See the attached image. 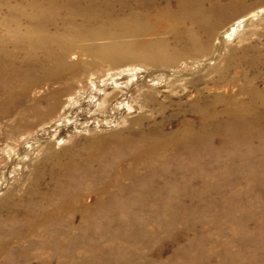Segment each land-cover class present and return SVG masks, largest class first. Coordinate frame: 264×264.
Instances as JSON below:
<instances>
[{
    "label": "rangeland",
    "instance_id": "1",
    "mask_svg": "<svg viewBox=\"0 0 264 264\" xmlns=\"http://www.w3.org/2000/svg\"><path fill=\"white\" fill-rule=\"evenodd\" d=\"M174 1L158 0V5L177 12V5H167ZM210 1L216 0L203 4L211 22L222 20L210 39V21L204 27L186 24L202 37L203 44H194L195 49L168 34L167 53L158 59L140 54L122 64L80 68L66 73L67 83L51 74L61 69L55 59L60 50L45 52L44 45L36 46L34 55L41 68L28 75L31 86L19 96L18 104L1 103V122L6 128L13 117L22 122L19 116L26 115L28 106L51 111H44L48 115L37 118L34 126L58 121L47 131L53 136L36 149L26 170L4 184L0 206L29 184L34 168L51 177L52 170L46 171L44 165L51 167L52 156L69 159L84 149H98L102 156L76 172L81 180L62 185L63 198L80 193L82 214L70 223L57 224V231L42 240L45 248L40 240L30 248L27 226L16 231L11 225H0L1 240L9 242L0 264H264V119L219 115L202 121L206 103L213 102L217 110L234 99H250L251 93L242 86L264 95V56L252 67L251 53L244 50L254 41L264 46V0ZM9 7L0 0V46L4 48L0 58L5 59L14 43H24L27 30L35 28L23 20H8ZM192 9L187 4L183 14L193 16L188 12ZM245 15L249 23L237 24ZM172 22L168 19L165 24ZM54 26L58 32L65 29L61 21ZM232 26L236 30L230 31ZM220 35H225L224 43L217 42ZM65 59L70 63L92 60L79 49H71ZM237 59L241 60L238 66ZM28 68L26 72H31ZM38 79L40 85L33 83ZM99 88L110 92L107 99L102 93L104 99L96 100ZM15 89L21 91L19 83ZM187 123L195 131L190 145L180 142L155 164L142 161L133 176L142 177L141 182L127 178L122 191L110 183L108 163L115 164L120 157H107L110 151L122 153L117 144L121 137L136 140L142 135L173 134ZM204 123L210 130L209 135L205 132L208 138L200 131ZM44 182L46 188L63 183L51 178Z\"/></svg>",
    "mask_w": 264,
    "mask_h": 264
},
{
    "label": "bare ground",
    "instance_id": "2",
    "mask_svg": "<svg viewBox=\"0 0 264 264\" xmlns=\"http://www.w3.org/2000/svg\"><path fill=\"white\" fill-rule=\"evenodd\" d=\"M13 1L2 0L4 5L10 6L11 14L8 20H23L28 22V26L35 28L27 30L24 35V43H14L12 53L7 52L8 58H0V141L6 136L9 138L5 140L4 144L0 142V190L5 183H9V178L26 170L25 168L36 149H39L44 139L53 136V132L48 134L47 131L54 125V122L58 121L55 119L42 123L40 126H34L33 122L37 118L43 119L51 111L28 106L25 110L26 115L19 116L23 119L22 122H19L18 117H13L7 128L1 122L3 109L1 103L9 106L18 104L19 96L26 95L31 86L28 75L37 73L41 68L38 56L34 55L37 45H44L45 52L60 50V53H63L62 56L59 53V56L55 57L61 63V69H57L59 71L55 70L51 74L52 78L62 79L61 83H67L70 81L64 79L66 73L80 68L102 63L122 64L138 58L140 54L158 59L167 53L168 34L175 42L184 43L187 48L195 49L194 44H203L202 37L194 35V29L191 27L185 28L186 24H192L195 28L200 25L204 27L208 21L211 22L209 10H205L203 4L205 0H177L167 4L177 5V12H169L166 8L163 10L162 6L158 5V0H15V3H19L17 7H13ZM218 1H210V3L218 4ZM187 4H191L193 7L188 11L192 12L193 16L191 17L183 14ZM259 12L260 10L255 12L256 16ZM247 15L243 16L237 24L249 23ZM249 18L253 17L249 16ZM168 19L173 20L170 26L165 24ZM221 20L210 23L208 39L214 34V30ZM60 21L65 23V29L58 32V29H53V27ZM183 30L185 31L181 34ZM229 30L234 31L236 27L232 26ZM224 32L228 33V31ZM104 40L106 41L103 42ZM223 40L225 41V35L218 36L217 42L224 43ZM71 49H79L92 60L67 62L65 58ZM244 50L251 53L252 58L248 62L252 67L256 66L264 56V46H258L256 41L247 45ZM1 51H4V48L0 46ZM156 52L159 55H156ZM73 55H77V53ZM26 61L28 64H25ZM240 62L241 60L237 59L234 64L238 66ZM28 66V69L32 70L31 72H26ZM16 83H19L20 92L15 89ZM33 83L40 85L41 80L38 79ZM242 87L251 93L250 99L237 98L228 105L226 102L221 109L217 110L212 107L213 102L206 103L204 105L206 116L202 121L219 115H226L230 119H243L246 116H252L257 120L264 119V95L262 92L253 87ZM101 89L105 88L98 89L96 100L104 99L101 98V94L105 92H101ZM109 93H105L106 99ZM100 104L101 102H98L95 106L98 108ZM60 121L59 125L63 126L64 118L60 117ZM207 130V125L204 123L200 131L208 133L210 130ZM207 133H205V138H208ZM193 136H195L194 128L187 123L182 129L174 131L173 134L156 135V137L150 136V134L149 137L142 135L136 140H131L127 135L121 137L117 144L122 150V155L110 151L111 157H107L109 160L120 157L115 161V164L108 163L112 167L110 183L118 185L119 191H122L123 183L127 178L130 180L139 179L141 182L142 177L133 178V176L140 170L142 161L155 164L165 157L163 154L166 151L176 147L180 142L190 145ZM131 153L132 155H129ZM101 156L102 152L98 149L77 150L70 155L69 159L52 156L54 164L52 163L51 167L49 164L44 165L46 171L49 168L52 170L51 177L47 172L35 171L34 168L33 176L27 182L29 184H26L11 202H7L8 198L4 197L3 205L0 206L2 207L0 209V225H11L16 231L27 226L26 228H29L31 232L30 237L26 239L30 248L35 247L36 240H40V246L45 248L42 240L45 236L49 239L50 234L57 231L58 228L55 227L57 224L70 223L72 218L82 214V210L79 208V205H82L80 193L75 191L73 197L63 198L62 185L76 178L81 180L76 172L84 169L85 166L98 160ZM47 178L61 179L63 183L60 186L52 183L54 184L52 187L50 185V188H46L44 180ZM30 182H32L31 185ZM8 251L9 242L0 238V258Z\"/></svg>",
    "mask_w": 264,
    "mask_h": 264
}]
</instances>
